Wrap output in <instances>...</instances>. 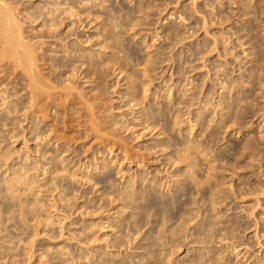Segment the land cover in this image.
Instances as JSON below:
<instances>
[{"label":"rangeland","instance_id":"1","mask_svg":"<svg viewBox=\"0 0 264 264\" xmlns=\"http://www.w3.org/2000/svg\"><path fill=\"white\" fill-rule=\"evenodd\" d=\"M48 1L52 6L57 4V7L60 8L64 5L63 8H65L69 7V4L76 9L79 7L78 1L81 0H69L72 5L67 0V2L61 0V4L57 3L60 0H52L54 3L56 2L53 3L54 5L51 0H24V4H32L35 8H38V6L48 7L51 6L46 3ZM99 1L97 0V2ZM258 1H260L259 4L263 6V9L256 16L254 13L244 15L241 3H234L233 0H143V3H140L141 0H103L100 5L93 8V14L90 16L85 14L86 17L83 15L87 24L86 30H88L86 36L92 38L85 45L93 49L97 56L100 52L103 53V50L105 51L100 57L98 56V60L100 64L103 63V67H107V57L118 51V49L112 47L104 49V45L111 41V39H107V35L109 34L108 31L113 29L112 24L114 23L111 22V19L115 16V22L119 23L118 29L120 32H114L113 38L117 40V44L120 45L122 50L119 54L120 60H124V63L122 61V66H124L121 67L122 69L116 67L111 69L109 66L110 70L107 67L108 74L105 86L107 88L103 97L102 95L98 97L99 100L93 101L92 99V95L95 96V93L98 92L97 88L93 89L94 81L77 80L80 82L79 85L77 84L80 87L78 89L83 91L84 95L82 96L85 98L80 96L81 98L76 99L75 107L72 103L68 105V108L63 107L61 113L59 112V116L58 113H55L56 108L53 107L50 117L44 118L41 115V118H36L37 122H40L38 124L39 129L43 127L42 131L45 132L47 129L46 135L49 134L54 139H51L53 141L45 145V149L48 150L49 154V156L46 155L47 159H45V156L40 159L41 155L38 154V156L36 153L38 150L34 151L35 147L43 144L42 140H39L41 137L37 138V134L35 133V136L33 134V132H39V129L33 131L34 124L29 125L30 123L26 121L22 123L25 126L23 130L25 131V128H27L28 134L22 132V126L20 128L17 124L15 129H20L15 132L18 136H16L18 139L16 140V137L12 135L14 134V126L12 125L13 127L10 126L11 128H9L8 125L5 126L6 121L1 120L5 123L4 125L2 123L5 128L0 125V142H2L0 143V150H2L0 154L7 151L12 153L10 150H15L14 154L17 155L16 157L12 154L9 158L11 161L9 159V161L0 160V167L2 165L0 168L1 185L5 183L4 176L8 178L11 173V170L8 171L7 169H14L13 167L16 166V170H19L17 168L20 164L19 168L21 169L26 162H23V158H21L24 151L29 150L31 157L40 160L39 162L43 167V164L47 165L46 167H51L53 166L50 163L52 162L51 157L54 154H57V156L60 154L58 151L62 150L63 142L68 146V149L70 148L69 153L64 152V155L61 153L57 158L61 162V157L63 158L66 155L64 157L66 163L62 162L61 165L68 163L71 174L69 173L68 176L63 175V180L59 175L61 181L59 188L61 190H56L54 194L56 197H59L61 193L66 198L70 196L68 199L64 197L62 201L64 203L56 209L57 211L51 207V212V210H48L47 205L51 206L53 203L48 200L52 199L51 195L53 193L47 190L49 188H45L53 185L54 177L58 176L61 171H58L60 173H57V175L54 173L57 170L56 167L52 168L50 174L46 173L48 175L39 171L40 177H38L40 180L38 179L37 186L33 187L34 184L32 185V191L36 194L31 193V191L28 193L33 195L31 196L25 192L26 196L24 198L29 196L30 200L28 198L26 200L31 203L27 205L26 210L29 205L33 206L35 202H37L38 211L42 210L38 212L34 206H31L34 209H30L31 214L29 209L27 210L29 213H27L28 217L26 218L23 215L25 212L22 211L23 216H20L21 213H19L23 205L21 208L17 207L18 200L15 202L17 203L16 206L14 202L11 203L13 199L10 195L8 196L9 193L5 191V187L2 186L3 190L0 185L3 195L1 197L4 198L6 193L10 197L9 199L5 197L4 200L0 197L2 203L0 207L5 204L3 208H0V211L4 214L0 212V264H13L11 263L12 260L17 262L15 264L20 262V264H105L104 262L106 264L112 262L128 264L126 261L131 263L135 260V257L138 261L141 255L145 256V253H149V251L153 253L155 248L159 251L162 250L161 253L159 252L160 255L156 252L158 250H155L157 254L154 252V256L152 254L146 256L147 258L153 256V258L147 260L144 257V263L141 260L138 264L141 262V264H160L158 259L160 260L164 253L166 255L163 257V262L160 260L162 264L167 261L172 264H192L194 261H196L195 264H264V1L251 0L250 2L259 5ZM89 2L91 1L89 0ZM29 4L27 7L30 6ZM80 6L83 5L80 4ZM106 23L107 25H105ZM73 25L70 24L64 27L65 29H61V33L70 31V28L71 30L72 28L76 29V25H74L75 28ZM40 29L43 28L39 24L34 30ZM30 30L31 28L27 29V31ZM70 38L74 41L76 34H73ZM54 47L55 44L52 48ZM47 53L56 56L64 55V53H53L52 50ZM67 54L68 52L62 57L66 59ZM155 55L158 56L153 58ZM150 57L157 62H150ZM146 67L148 71L144 73L143 70ZM46 71L48 70L44 69V72ZM2 79L4 81L0 80V89L7 88V85L11 84L12 86L14 84L20 85L15 74ZM134 80H137L140 84L137 89V93L140 92V97H147L142 105L135 107L132 100L134 97L131 94L135 90L131 86ZM144 81L146 85L143 83ZM10 87V92H13L15 89L11 90ZM144 87L149 90L144 92ZM116 90H120V93H116ZM23 92H20V94ZM169 93H172V96H169ZM12 94L11 97H14L15 95ZM88 95L92 99H90L91 102L97 103L93 109L96 113L94 111L92 113L91 110L88 111V108L83 105L86 101L83 103L81 101L82 98L83 101L87 99ZM57 102L59 101L53 102V106ZM149 104L156 110V113L165 110L166 118L160 120L157 125L151 124V126L148 122L145 124L142 119L136 118L138 116L137 110L140 107L146 111L150 110L148 108ZM97 106L100 107L99 110ZM239 108L247 111L241 116V119L236 114V110ZM84 109L86 110L84 111ZM103 110L108 115L109 120L114 121L113 123L105 121V113L102 114ZM5 113L6 115L12 114ZM15 113L17 116L13 115L15 117L13 119L18 117L21 121L22 114L19 112L17 114L16 111ZM89 114L91 117L94 116L95 120L99 118L100 128H97L98 131L92 129L90 120L93 118ZM202 117H205L204 122L196 124ZM55 119L60 124L56 123V125ZM117 120L120 123L115 125ZM45 123L47 124L45 125ZM148 125L153 129L147 127ZM102 127L103 129H101ZM8 128L12 132V137L7 134V132L9 133ZM6 129L7 132H5ZM96 132H100L99 135ZM3 133L4 136L6 134L10 136L4 138ZM21 133H25V138ZM111 134L113 137L110 136ZM56 138L58 141H56ZM118 138L120 139L118 140ZM37 139L38 143L35 141ZM24 141L27 142V145ZM188 142L191 143L190 145L193 144L192 146H199L198 150L195 147L191 149L194 162H197L198 165L194 164L193 176L191 175L192 169H189L190 167H187L185 162L179 161V163L177 161L180 153L178 150L186 146L185 144H188ZM25 145L26 147L29 145V148H26ZM200 146L203 148L201 147V149ZM6 148L8 149L5 150ZM56 148L60 149L56 150ZM76 149L79 151L76 152ZM193 150L196 152H193ZM18 152L21 153L18 154ZM53 152L55 153L53 154ZM128 154L131 156L129 157ZM43 158L49 164L43 162ZM19 160L21 161L20 164L18 163ZM12 161L14 164H12ZM2 162L8 163L7 166ZM106 162L108 165L104 166ZM41 165L42 169L40 170H43L44 168ZM97 166L98 169H96ZM210 166L215 167L211 168ZM208 167L214 171L208 170ZM186 171H188V174L190 173L189 177L185 175L187 174ZM107 173L110 177L106 176ZM43 174L48 179H45L46 176H42ZM85 176H87V179H85ZM93 176L104 179L106 177V180L95 184ZM141 176H146L147 179L151 178V181L158 178V183L143 181L140 179ZM89 177H92L91 181H89ZM195 179L202 183H195ZM186 183L189 185L187 189L185 188ZM103 184L109 185L108 188L110 189L105 188L106 186L104 187ZM128 184L133 186L132 189L149 187L152 191L154 190L155 194L161 196L172 197L176 195L180 198L182 196V200L179 204L172 203L173 209L171 206H169V209L166 208L167 210L164 208L165 211L161 210L160 204L158 205L160 209L157 205L151 206L149 209L145 206L144 209L142 208L143 210L141 207L132 209L131 204H125L126 202H124L125 206L121 203L123 200L119 199V194H117L120 192L116 191H120V186H123L122 190L125 189L124 186H128ZM41 186L44 189H41ZM66 186H70V190L72 189L70 193L69 191L65 193L64 189L69 190ZM104 188L106 191H104ZM262 189L263 191H261ZM178 190L179 192H177ZM3 192L5 193L3 194ZM183 192L186 195H182ZM41 193L42 197H40ZM160 195L157 197H160ZM22 196L21 198L24 199ZM32 197L34 200H32ZM8 200L11 202H8ZM65 200L69 203L66 204ZM64 205L67 208H64ZM127 205L131 207H127ZM14 206L17 207L15 210L20 208L15 211V216L14 209L10 210V216L12 212V217L15 218L14 220L17 219L16 221L12 217L9 219L8 213H5V210L7 212L8 209ZM105 207L108 209L105 210ZM46 209L48 210L47 213ZM32 210L34 214L35 210L41 216L36 215V213L33 218ZM49 211L51 214L48 213ZM139 211H143V213ZM184 212L187 216L184 215ZM189 212L194 213H191L194 218L191 217L192 215ZM120 213H122V216ZM163 213L166 222L162 218ZM140 214L141 217H144H142L143 220L139 219ZM47 216L49 218L52 216V219L55 217L50 220L52 223H47L49 221ZM58 216H66V219L60 222ZM39 219L41 220L39 221ZM45 219L48 221L46 222ZM150 220L154 223L151 222L150 224ZM111 222L113 225L108 227L107 224L109 225ZM99 223H105L103 225L106 226L100 229ZM151 227L156 230L152 228V231ZM159 230L161 235L164 234L165 237H163L164 235L162 237L157 236L160 235L158 234ZM60 231H63V233ZM86 233L92 237L89 240L92 239L93 243L92 240L89 241L86 237L84 239L83 236ZM121 239H124L125 242ZM120 240L124 244L121 243L122 246H117L118 243L120 245ZM86 243L92 244L94 248ZM149 244L151 247H155L154 250L152 248L148 252H144L147 251L145 247ZM107 245L109 247H106ZM88 249L90 251H87ZM100 249H103V251ZM105 250L106 252H104ZM93 251H96V253H93ZM103 253H105L103 259L105 260L108 256L107 258L110 260H103L102 262L100 258L104 256ZM29 254H32L33 257ZM28 255L31 256V260H28ZM120 255L122 258H119ZM127 255H133V257ZM155 255L160 257H155ZM89 256H92L91 259H89ZM124 256L127 258L125 259ZM156 258L158 262H155ZM86 259H89L88 262ZM24 260L27 262H24Z\"/></svg>","mask_w":264,"mask_h":264},{"label":"bare ground","instance_id":"2","mask_svg":"<svg viewBox=\"0 0 264 264\" xmlns=\"http://www.w3.org/2000/svg\"><path fill=\"white\" fill-rule=\"evenodd\" d=\"M52 1V0H51ZM54 1H56V0H54ZM59 1V0H58ZM66 1V0H65ZM68 1V3H71V2H69V0H67ZM66 1V2H67ZM85 1V2H84ZM91 2H89V0H81V1H78L79 2V9L78 8H74V6L72 5V3H71V5L72 6H70L68 3V6L69 7H65V8H63L64 7V5L63 6H60V8H59V6L57 7V4H55L53 1H52V4L55 6H52L51 5V3H49L50 1H48V2H46V3H49L51 6H48V7H44V6H38V8L36 7L35 8V6H33L32 4L30 5L29 3V7H27V5H25L24 4V0H0V80H3L2 78H4V77H8V76H11V75H13V74H15L16 76H17V79H18V83L20 84H18L19 86H20V88H18L19 86H17V84L15 85H13L12 86V84L11 85H7L8 87L7 88H2V89H0V122H1V120H4V121H6L5 123H6V125L5 126H7L8 125V127L9 128H11V127H13V133L15 134H12L13 135V137L15 136H17V134L15 133L16 132V130H18L19 131V129L21 128L20 126H22V132L24 131L23 129H24V125L22 124V123H24V121H26V122H29L30 124L29 125H31V124H34L35 126V128L33 129V131H37L38 129H39V127L40 126H38V124L40 123V122H37V120H36V118H41L40 116L42 115V117H44V118H48V117H50L51 116V114H52V109H53V107H55L56 108V114L59 116V114L61 113L60 111H62V108L64 107V108H68V105L69 104H73L74 105V107H75V104H76V99H78L80 96H82V95H84V93H83V91L82 90H80V89H78V88H80L78 85H79V83L80 82H78L77 80H82V79H84V81H86V82H90V81H94V86H93V89L94 88H97L98 90V92H97V94L95 93V96L94 95H92L93 96V101L94 100H99L98 99V97H100L101 95H102V97H103V94H105V90H106V88H105V86H106V77H107V70H108V68H109V70H110V67H111V69H112V67L114 68V67H116L117 69L119 68H121V67H123L122 66V61H123V63H124V60H120V54H119V52L120 51H122L121 50V48H120V45H118L117 44V40H115L114 38H113V35H115L114 34V32H120V30L118 29V26H119V23H116L115 22V16H113V18L111 19V22H113L114 24H112L113 25V29H111V30H109L108 31V35L107 34H105V35H107V39H111V41H109L106 45H104V49L106 48H108V47H112L113 49H118V51L116 52V53H113V54H111V55H109L108 57H107V61L106 62H108L106 65H107V67H103V63H101L102 64V66H101V64H100V62H99V60H98V56L100 57L105 51L103 50L102 52L103 53H101L100 52V54L97 56L96 55V52H94L93 51V49H91V48H89V46H87V45H85V44H87V42H89V41H91V39L92 38H90L91 36H86V33H87V31L88 30H86V28H87V24L85 23V18L84 17H86L85 16V14H87V15H91V14H93V8L94 7H97V5H100V2H102L101 0L99 1V2H97V0H90ZM109 1V0H108ZM135 1V0H134ZM249 0H247L246 2H245V0H233V2L234 3H238V4H240L241 3V6H243L242 7V10H243V14L244 15H248V14H250V13H254V15L256 16L258 13H260L261 11H262V7L263 6H261L260 4H259V2L260 1H258V4L259 5H257V3H251L250 1L248 2ZM261 1H264V0H261ZM31 3H32V1H30ZM57 3H60L61 4V0L59 1V2H57ZM90 3V4H89ZM140 3H143V0H141V2ZM63 4H64V2H63ZM66 4V3H65ZM74 4V3H73ZM80 4H82L83 6H80ZM46 5V4H45ZM59 5V4H58ZM66 6V5H65ZM77 6V5H76ZM102 6V5H101ZM104 6V5H103ZM141 6H143L142 4H141ZM34 7V9H32ZM57 7V8H56ZM61 8H63V9H61ZM98 8H99V6H98ZM101 8V7H100ZM136 8V7H135ZM142 8V7H141ZM216 8V7H215ZM32 9V10H31ZM78 9V10H77ZM143 9V8H142ZM141 9V10H142ZM122 10V9H121ZM124 10V9H123ZM197 10V9H196ZM83 15H84V17H83ZM96 15V14H95ZM122 15V14H121ZM97 16V15H96ZM121 17V16H120ZM127 17V16H126ZM183 17V16H182ZM109 18H111V17H109ZM121 19V18H120ZM110 20V19H109ZM124 20V19H123ZM206 21V20H205ZM249 21V20H248ZM223 22V21H222ZM41 25L42 26V28L43 29H40V30H37V31H35L34 29H35V27L37 26V25ZM70 24H74V25H76V29H73L72 28V30H71V28H70V31H67L66 33H61V29H65L64 27H67V26H69ZM262 24V23H261ZM73 25V26H74ZM105 25H107V23L105 24ZM111 25V26H112ZM121 26V25H120ZM204 26V25H203ZM207 27V26H206ZM29 28H31V30L30 31H27V29H29ZM74 28H75V26H74ZM77 28H78V30H77ZM81 28V30H79ZM132 29V28H131ZM111 32H113V33H111ZM73 34H76V38L74 39V41H72L73 39L72 38H70V36H72ZM104 34V33H103ZM117 36V35H116ZM93 37V36H92ZM99 37V36H98ZM215 37H216V35H215ZM255 37V36H254ZM247 38V37H246ZM105 39H106V37H105ZM179 39V38H178ZM120 41V40H119ZM118 41V42H119ZM177 41V40H176ZM241 41V40H240ZM252 41H253V39H252ZM251 42V41H250ZM95 43V42H94ZM216 43V42H215ZM244 43V42H243ZM55 44V47L54 48H52L53 47V45ZM123 44V43H122ZM175 44V43H174ZM252 44V43H251ZM94 45V44H93ZM126 45V44H125ZM206 45V44H205ZM216 45V44H215ZM254 46H256V45H254ZM51 48V49H50ZM95 49V48H94ZM102 49V48H101ZM262 49V48H261ZM41 52H40V51ZM50 50H52L53 51V53H64V55H65V53H67L68 52V57L66 58V59H64L62 56H64V55H59V56H56V55H52V54H48L47 52L48 51H50ZM170 50V49H169ZM258 50V49H257ZM107 51V50H106ZM131 51V50H130ZM148 51V50H147ZM213 51V50H212ZM114 52V51H113ZM127 52V51H126ZM255 52H256V50H255ZM258 54V53H257ZM264 54V53H263ZM106 55V54H105ZM122 55V54H121ZM130 56V55H129ZM150 56V55H149ZM156 56H158V55H155V56H153V58L154 57H156ZM66 57V56H65ZM206 57V56H205ZM128 58V57H127ZM148 58V57H147ZM151 58V60L149 59V61L150 62H157L155 59H152V57H150ZM121 59H123V58H121ZM131 60V59H130ZM205 60V59H204ZM126 61V60H125ZM148 62V61H147ZM127 63V62H126ZM146 63V62H145ZM229 63V62H228ZM118 64V65H117ZM105 65V64H104ZM42 66H44V67H42ZM110 66V67H109ZM118 66V67H117ZM147 66V65H146ZM145 67V66H144ZM154 68V67H153ZM204 68V67H203ZM44 69H46V70H48V71H46V72H44ZM122 69V68H121ZM125 69V68H124ZM154 70V69H153ZM209 70V69H208ZM122 71V70H121ZM120 71V72H121ZM147 71H148V69H147V67L143 70V72L144 73H147ZM109 72V71H108ZM253 74V73H252ZM251 75V74H250ZM147 79V78H146ZM151 79V78H150ZM194 80V79H193ZM4 81V80H3ZM16 82V81H15ZM17 83V82H16ZM142 83V82H141ZM144 84H145V81L143 82ZM164 83V82H163ZM195 83V82H194ZM8 84V83H7ZM78 84V85H77ZM131 84V83H130ZM119 85V84H118ZM139 83H138V81L137 80H134V82H133V85H131L132 87H133V89H135V90H133V93L131 92V94L133 95V101H134V104H133V106L135 107V106H137V105H142L144 102H145V98H147V97H145L144 96V98L143 97H140V92H138L137 93V89L139 88ZM146 85V84H145ZM151 85V84H150ZM2 86V85H1ZM9 86H11L10 88H11V90L12 89H15V90H13V92L11 91L10 92V89H9ZM236 86V85H235ZM110 87V86H109ZM108 87V88H109ZM252 87V86H251ZM7 89H9V90H7ZM119 89V88H118ZM186 89V88H185ZM149 89L148 88H146V87H144V92H147ZM204 90V89H203ZM22 91H24L23 93H21L20 94V92H22ZM195 91V90H194ZM116 93H120V90H116L115 91ZM187 92V91H186ZM13 93V94H12ZM15 93V94H14ZM168 93V92H167ZM11 94L12 95H15L14 97H17L16 99L12 96L11 97ZM170 95L169 96H172V93H169ZM131 95V96H132ZM89 96V95H88ZM263 96V95H262ZM11 97V98H10ZM83 98H85L84 96H82ZM87 97V96H86ZM158 97V96H157ZM195 97V96H194ZM8 98H10V99H8ZM12 98H14L12 101H9V100H11ZM81 98V97H80ZM82 98V99H83ZM193 98V97H192ZM207 98V97H206ZM81 99V101H82V103L83 102H85L83 105L85 106V108H88L87 110L89 111V110H91V112L92 111H94L93 109L95 108V106H96V104L97 103H94V102H91L90 101V96L87 98V99H85L84 101ZM91 99V100H92ZM59 101V102H57L56 103V105L55 106H53V102H56V101ZM221 102V101H220ZM151 103V102H150ZM193 103V102H192ZM55 104V103H54ZM112 105V104H111ZM178 105V104H177ZM2 106V107H1ZM83 106V107H84ZM149 107L148 108H150V110L149 111H146L144 108L143 109H141V107L137 110V113H138V116L136 117V118H140V119H142L143 120V123H145L146 124V122H148V124H152V125H157L158 123H159V121L160 120H164L166 117H165V110L164 111H159V113H156L155 111L156 110H154L153 109V107H152V105L151 104H149L148 105ZM229 106V105H228ZM73 107V108H74ZM78 107V106H77ZM246 107V106H245ZM248 107V106H247ZM97 108H98V106H97ZM100 108V107H99ZM99 108H98V110H99ZM145 108H147V107H145ZM147 108V109H148ZM160 108V107H159ZM164 109V108H163ZM191 109V108H190ZM76 110V109H75ZM86 109H84V111H85ZM136 110V109H135ZM15 111L17 112V114H18V112L20 113V114H22V118H21V121L19 120V118L18 117H16V119H13V118H15L13 115H16V113H15ZM5 112H7V114H9V113H12V114H10L11 116H13V117H11L10 115H6V113ZM22 112V113H21ZM60 112V113H59ZM90 112V113H91ZM95 112V111H94ZM98 112V111H97ZM178 112V111H177ZM236 114H237V116H239V118L241 119V116L243 115V114H245L247 111H243V110H240V108L238 109V110H236ZM13 113H15V114H13ZM73 113H75V112H73ZM89 113V112H88ZM93 113V112H92ZM91 113V114H92ZM96 113V112H95ZM104 110H103V115H104ZM229 113H231V112H229ZM5 114V115H4ZM19 114V115H20ZM87 114V113H86ZM95 115V114H94ZM101 115V114H100ZM167 115V114H166ZM17 116V115H16ZM53 116V115H52ZM80 116V115H79ZM89 116H90V114H89ZM97 116V115H96ZM105 117V121H107L108 123H111L112 121L111 120H109V118H108V115L105 113V115H104ZM201 116V115H200ZM21 117V116H20ZM91 117V116H90ZM94 117V116H93ZM93 117H91V118H93ZM100 117H102V116H100ZM43 118V119H44ZM90 118V119H91ZM97 118V117H96ZM108 118V119H107ZM111 118V117H110ZM205 118V117H204ZM204 118L202 117L201 118V120H198V122H196V124L197 123H199V124H202L203 122H204ZM238 118V117H237ZM58 119V118H57ZM74 119V118H73ZM115 119V118H114ZM175 119H176V117H175ZM17 122H16V121ZM56 120V119H55ZM98 120V121H97ZM97 120H95L94 118L93 119H91L90 120V122H91V127H92V129L93 130H96L98 127L100 128V126H99V118H97ZM177 120V119H176ZM191 120V119H190ZM189 120V121H190ZM59 121V120H58ZM70 121V120H69ZM86 121V120H85ZM179 121V120H178ZM177 121V122H178ZM235 121V120H234ZM100 122H101V120H100ZM114 122V121H113ZM112 122V123H113ZM2 123H3V125L5 124L4 122H1L0 123V125H2ZM42 123V122H41ZM57 123V120L55 121V124ZM63 123V122H62ZM68 123V122H67ZM118 123H120V121L118 122V120L115 122V125H118ZM142 123V124H143ZM193 123V122H192ZM9 124H11V125H9ZM18 124V125H17ZM47 123H45V125H46ZM57 124H60V123H57ZM56 124V125H57ZM69 124V123H68ZM123 124H124V122H123ZM141 124V123H140ZM178 124V123H177ZM3 125L1 126L2 128H5V127H3ZM13 125V126H12ZM19 126L20 128H18V129H15V128H17V126ZM53 125V124H52ZM102 125V124H101ZM104 125V124H103ZM114 124H113V126H115ZM150 125H148L147 127H150ZM151 125V126H152ZM195 125V124H194ZM11 126V127H10ZM48 126V125H47ZM90 126V125H89ZM128 126V125H127ZM193 126V125H192ZM0 127V128H1ZM45 127V126H44ZM67 127V126H66ZM71 127V126H70ZM90 127V128H91ZM153 127H156V126H153ZM7 128V127H6ZM8 128V130H9V133L7 132V129H6V131L5 132H7V134H10L11 135V130ZM105 128V127H104ZM107 128V127H106ZM151 129H153L152 127H150ZM163 128V127H162ZM26 130H27V128H25ZM42 129H43V127H41L40 129H39V132H33V134H34V136H35V133L37 134V138H40L41 137V139H39V140H42V142H43V144L42 145H39V147H35V152H36V149L38 150L36 153H37V155L38 154H40L41 156H40V159H41V157L42 156H45V159H47V157H46V155L47 156H49V154H48V150L46 151V149H45V145H47L50 141H51V139H53V138H51L50 136L51 135H46L47 133V129H46V132L45 131H42ZM53 129V128H52ZM56 129V128H55ZM91 129V130H92ZM101 129H103V127L101 128ZM1 130V129H0ZM5 130V129H4ZM24 131L25 133H27V131ZM70 130V129H69ZM72 130V129H71ZM193 130V129H192ZM31 131V130H30ZM29 131V132H30ZM49 131V130H48ZM54 131H56V130H54ZM96 131H98V129L96 130ZM104 131V130H103ZM3 132V131H2ZM95 132V131H94ZM110 132H111V130H110ZM0 133H1V131H0ZM18 133V132H17ZM24 133V134H25ZM45 133V134H44ZM98 135H99V133L98 132H96ZM95 133V134H96ZM109 133V132H108ZM5 135V136H8V135ZM20 134V133H19ZM18 134V135H19ZM21 134H23V133H21ZM23 134V136H24V138H25V135ZM28 134V133H27ZM112 134H114L113 132H112ZM112 134L110 135V136H112ZM9 135V136H10ZM12 135L10 136V137H12ZM38 135H40V136H38ZM107 135V134H106ZM115 135V134H114ZM3 136H4V133H3ZM2 136V137H3ZM5 136H4V138H5ZM8 136V137H9ZM22 136V137H23ZM56 136H57V134H56ZM79 136V135H78ZM95 136V135H94ZM109 136V137H110ZM8 137H7V139H8ZM18 137V136H17ZM17 137H16V140H18L17 139ZM33 137V136H32ZM97 137V136H96ZM113 137V136H112ZM62 138H63V136H62ZM75 138V137H74ZM104 138V137H103ZM0 139H1V136H0ZM10 139H12V138H10ZM9 139V140H10ZM27 139V138H26ZM26 139H24V140H26ZM36 139V138H35ZM58 139H59V137H58ZM72 139V138H71ZM100 139V138H99ZM105 139V138H104ZM114 139V138H113ZM120 138H118V140H119ZM3 140V139H2ZM27 140H29V139H27ZM54 140V139H53ZM52 140V141H53ZM103 140V139H102ZM102 140H101V142H102ZM116 140V139H115ZM35 141H37V143H38V139L37 140H35ZM51 141V142H52ZM56 141H58L57 140V138H56ZM56 141H54V142H56ZM65 141V140H64ZM66 141H67V138H66ZM73 141V140H72ZM124 141V140H123ZM123 141H121V142H123ZM197 141V140H196ZM25 142V144L27 143L26 141H24ZM29 142V141H28ZM100 142V141H99ZM117 142V141H116ZM199 142V141H198ZM0 143H2V142H0ZM12 143V142H11ZM41 143V142H40ZM39 143V144H40ZM128 143V142H127ZM126 143V144H127ZM189 144V145H188ZM188 144H185L186 146H183L182 148H180L179 150H178V152H180L179 154H178V157H177V161L179 162V161H182V162H185L186 163V166L187 167H190L189 169H192L191 170V172L192 171H194V169L195 168H193V167H195L194 166V164H196L197 162H194V159H193V156H192V154H191V149L193 148V147H195V146H192V145H190L191 143H189L188 142ZM27 145V144H26ZM26 145H25V147H26ZM68 145H70L69 143H68ZM128 145V144H127ZM260 145V144H259ZM62 146H63V148H62V150L60 149V148H56V150H58V149H60L58 152L61 154V153H63V155L65 154L64 152H68L69 150H70V148L68 149L67 147L68 146H66L65 144H64V142L62 143ZM130 146V145H129ZM179 146V145H178ZM73 147V146H72ZM126 147V146H125ZM199 147V146H198ZM198 147H195V148H197L196 150H198L199 148ZM202 146H200V148H201ZM9 148V147H8ZM8 148H6L5 150H7ZM26 148H29V145H28V147H26ZM46 148H47V146H46ZM127 148V147H126ZM203 148V147H202ZM201 148V149H202ZM1 149V148H0ZM25 149V148H24ZM45 151H44V150ZM158 149V148H157ZM201 149H200V151H201ZM9 150H10V148H9ZM31 150V149H30ZM77 150V149H76ZM88 150V149H87ZM90 150V149H89ZM129 150V149H128ZM209 150V149H208ZM0 151H2V150H0ZM24 151V150H23ZM32 151V150H31ZM55 151V150H54ZM79 150H77L76 152H78ZM132 151H133V149H132ZM144 151V150H143ZM10 152H12V153H9V151H7V152H5V153H1L0 154V160H2V161H6V160H8L10 157H11V155L12 154H14V152H15V150L14 151H12V150H10ZM17 152V151H16ZM25 152V153H24ZM21 155H22V157L21 158H23V162L24 161H26L23 165H22V167H21V169L19 168L20 166H21V164H20V160H19V164H20V166L17 168V169H19V170H16V166L15 167H13L12 165H11V167H13L14 169H10L9 167V169H7L8 171L9 170H11V173H10V175H9V177L8 178H6V176H4V178H5V183L3 182L4 181V179H3V183H4V185L2 184L1 185V183H0V185H1V187L3 186V187H5V191L7 192V193H9L8 194V196L10 195V197H11V199H13L12 200V202L10 201V200H8V202L10 201L11 203H13L14 202V204H15V206H16V204L18 203V205H20V206H18L17 205V207H22V205H23V207H24V209H23V207H22V209H20V208H18V209H20L19 211V213H21V215L20 216H25V218L26 217H28V214L27 213H29V211H30V214H31V208L34 206V208H35V210L37 209V211H38V206H37V202H35L34 203V201H32L34 204H33V206L31 207L30 205H29V207L27 208V210L29 209V211H27L26 210V207H27V205L30 203H28V200H26L29 196H27V198H24L25 196H26V194H25V192L28 194V193H30L31 191H32V189H33V187H35V185L37 186V183L39 182L38 181V179H39V174L40 173H44V174H46V173H49V172H51L52 171V168L53 167H56V172H54V173H56V175H57V173H60V172H58V171H61V173L60 174H58V176H56V177H54L55 179V181H53L52 183H53V185L50 187H46L45 189H47V188H49V189H47L48 191H50V193L52 192L53 194L51 195L52 196V199H48V200H51V202H53L52 204H51V202H50V204H51V206H48L47 205V207H49V209L48 210H51L50 208L52 207V209L54 208L55 210L56 209H58V207L60 208L63 204L62 203H64V202H62L63 200H64V197L66 198V196H64V194H62L61 193V195L60 196H62V197H56V195L54 194L55 192H56V190H58V189H60L61 190V188H59L60 187V185H61V181H60V178H62V180H63V175L64 176H68V174L70 173V171H69V165H68V163L66 164V165H61V163L62 162H64V163H66L65 162V156H63V158L61 157V162L58 160V156L60 155V154H58V156H57V154L55 155L54 153L56 152H53V156L51 157V161L52 162H50L53 166H51V167H46L47 165H45V164H43L44 165V167L40 164V160H37V159H33V157H31V152L28 150V151H24ZM33 152V151H32ZM72 152V151H71ZM73 152H75V150H73ZM75 152V153H76ZM193 152H196V151H194L193 150ZM204 152V151H203ZM19 153H21V152H18V154ZM50 153V152H49ZM69 153V152H68ZM132 153V152H131ZM52 154V153H51ZM51 154H50V156H51ZM71 154V153H70ZM73 154V153H72ZM145 154V153H144ZM15 155V154H14ZM13 155V156H14ZM20 155V156H21ZM33 155V154H32ZM35 155V154H34ZM33 155V156H34ZM36 155V156H37ZM77 155H78V153H77ZM86 155V154H85ZM129 155V154H128ZM16 157H17V155H15ZM14 156V157H15ZM39 156V155H38ZM79 156V155H78ZM131 155H129V157H130ZM95 157V156H94ZM147 157V156H146ZM12 159H14V158H12ZM20 159V158H19ZM33 159V160H32ZM45 159L43 158L42 160H43V162L45 161ZM96 159V158H95ZM210 159V158H209ZM10 160V159H9ZM8 160V161H9ZM22 160V159H21ZM66 160H67V158H66ZM74 160V159H73ZM105 160V159H104ZM7 161V162H8ZM11 161V160H10ZM15 161H16V159H15ZM70 161V160H69ZM68 161V162H69ZM146 161V160H145ZM212 161V160H211ZM6 162V163H7ZM13 162V161H12ZM22 162V163H23ZM42 162V161H41ZM46 163H47V160L45 161ZM1 163V162H0ZM2 163H4L5 164V162H2ZM180 163V162H179ZM3 164V165H4ZM8 164V163H7ZM7 164H5L6 166H7ZM12 164H14V162L12 163ZM16 164V163H15ZM44 168L43 170H40V169H42L41 167H40V165ZM47 164H49V162L47 163ZM209 164V163H208ZM212 164V163H211ZM210 164V165H211ZM10 165V164H9ZM8 165V166H9ZM17 165V164H16ZM95 165H96V162H95ZM102 166H103V164H101ZM108 165V163L106 162V163H104V166H107ZM197 165V164H196ZM50 166V165H49ZM99 166H100V164H99ZM101 166V167H102ZM103 166V167H104ZM198 166V165H197ZM1 167H2V165H1ZM0 167V168H1ZM46 167V168H45ZM102 167V168H103ZM211 168L213 167V166H210ZM210 167H208L209 169L208 170H212V169H210ZM215 167V166H214ZM213 167V168H214ZM6 168V167H5ZM99 167L97 166V168L96 169H98ZM187 169V168H186ZM2 170H4V168H2ZM54 170V169H53ZM7 171V172H8ZM39 171H40V173H39ZM214 170H212V172H213ZM5 172V171H4ZM185 172V171H184ZM188 171H186V173H187ZM189 172H190V170H189ZM190 172V173H191ZM196 172V171H195ZM6 173V172H5ZM139 173H141V172H139ZM183 173V172H182ZM190 173L188 174H185L186 176H190ZM209 173V172H208ZM9 174V173H8ZM42 175V176H46V175H48V174H46V175ZM50 174V173H49ZM71 174V173H70ZM93 174V173H92ZM193 174V172L191 173V175ZM59 175H61V177L59 176ZM74 175V174H73ZM94 175V174H93ZM109 174L107 173V175L106 176H108ZM177 175V174H176ZM39 176V177H38ZM171 176V175H170ZM188 176V177H189ZM193 176V175H192ZM60 177V178H59ZM73 177V176H72ZM108 177H110V176H108ZM161 177V176H160ZM187 177V178H188ZM211 177V176H210ZM43 178V177H42ZM41 178V179H42ZM75 178V177H74ZM90 178V177H89ZM155 178V177H154ZM45 179H48L47 178V176L45 177ZM76 179V178H75ZM85 179H87V176H85ZM108 179V178H107ZM140 179H142L143 181H145V180H147L148 182H155V183H158V178L157 179H153L152 181H151V178L149 179H147V177L146 176H141L140 177ZM180 179V178H179ZM1 180V179H0ZM40 180V179H39ZM53 180V179H52ZM89 180V179H88ZM92 180V177L90 178V180L89 181H91ZM93 180H94V183L96 184V183H100L101 181H105L106 180V177H105V179L104 178H98V177H94L93 176ZM191 180V179H190ZM196 180V179H195ZM46 181V180H45ZM176 181H178V180H176ZM194 181V180H193ZM197 181V182H196ZM196 181H194L195 183H199L200 181H198V179L196 180ZM203 181V180H202ZM51 182V181H50ZM107 182V181H106ZM36 183V184H35ZM93 183V182H92ZM166 183V182H165ZM200 183H202V182H200ZM34 184V185H33ZM64 184V183H63ZM163 184V183H162ZM162 184H160V185H162ZM32 185H33V187H32ZM47 185V184H46ZM104 185V184H103ZM118 185V184H117ZM116 185V186H117ZM133 185V184H132ZM196 185V184H195ZM38 186H39V184H38ZM64 186V185H63ZM63 186H62V189H63ZM106 186V187H105ZM186 187V189L188 188V184L186 183V185H185ZM198 186V185H197ZM202 186V185H201ZM221 186V185H220ZM0 187V188H1ZM3 187H2V189H3ZM42 188L41 189H44L43 188V186H41ZM69 190H66V189H64L65 190V193H68V191H69V193H70V191H72V189L70 190V186L68 187V186H66ZM65 187V188H66ZM104 187L105 188H108L109 187V185L107 186V184H105L104 185ZM112 187V186H111ZM115 187V186H114ZM122 187L123 186H120V191L119 190H116V191H118V192H120V193H117V194H119V199L121 198L123 201L121 202V203H123V205H125V204H131V206H132V209H134V207H135V209H137V207H138V209H139V207H141V209L143 208V207H145V206H147L146 208L147 209H149V208H151V206H155V205H159L160 204V206L163 208H161V210L163 211L164 210V208L166 209H169V206H171L172 205V203H177V204H179L180 202H181V200H182V196H181V198L179 197V196H172V197H167V196H165V195H163V196H161L160 194V197H157V196H159L157 193V196H156V194L151 190V188H149V187H142V188H140V189H136V188H134V189H132L133 188V186H131L130 184H128V186L127 185H125L124 186V188L125 189H123L122 190ZM223 187V186H222ZM40 188V187H39ZM105 188H104V191H106L105 190ZM113 188V187H112ZM118 188V187H117ZM225 188V187H224ZM29 189V191H27ZM40 189V190H41ZM108 189H110V188H108ZM4 190V189H3ZM2 190V191H3ZM39 190V191H40ZM47 190H45V192H47ZM60 190H58V191H60ZM63 190V191H64ZM76 190V189H75ZM199 190V189H198ZM110 191V190H109ZM114 191V190H113ZM261 191H263V189L261 190ZM42 192V191H41ZM177 192H179V190L177 191ZM255 192V191H254ZM0 197L1 196H3L2 195V192H1V189H0ZM5 192H3V194H4ZM7 193L6 194H4L5 196H4V198L6 197H8L7 196ZM31 193H34V191H32ZM59 193V192H58ZM74 193V192H73ZM174 193V192H173ZM258 193V192H257ZM25 194V195H24ZM34 194H36V193H34ZM38 194V193H37ZM49 194V193H48ZM75 194V193H74ZM73 194V195H74ZM84 194V193H83ZM175 194V193H174ZM179 194V193H178ZM183 194H185L184 192L182 193V195ZM22 195H24V196H22ZM28 195H31V194H28ZM39 195H40V193H39ZM50 195V194H49ZM67 195H69V194H67ZM85 195V194H84ZM106 195V194H105ZM186 195V194H185ZM193 195V194H192ZM21 196L25 199H22L21 198ZM31 196H33V195H31ZM70 196V195H69ZM69 196H68V198H69ZM77 196V195H76ZM82 196V195H81ZM220 196V195H219ZM10 197H8V199L10 198ZM37 197V196H36ZM39 197V196H38ZM40 197H42V193H41V196ZM80 197V196H79ZM117 197V196H116ZM3 197H1V199H2ZM4 198H3V200H4ZM19 198V199H18ZM33 198V197H32ZM34 198H35V195H34ZM34 198L32 199V200H34ZM68 198H66V199H68ZM218 198V197H217ZM0 199V200H1ZM29 199V198H28ZM118 199V198H117ZM194 199V198H193ZM17 200H18V202H17ZM21 201V203H20V201ZM30 200V199H29ZM37 200H40V199H37ZM70 200V199H69ZM112 200V199H111ZM113 200H114V198H113ZM35 201H36V199H35ZM41 201V200H40ZM68 201V200H67ZM106 201V200H105ZM115 201H116V199H115ZM225 201V200H224ZM3 202V201H2ZM15 202H17V203H15ZM124 202H126L125 204H124ZM20 203V204H19ZM39 203H42V202H39ZM38 203V204H39ZM65 203L67 204V203H69V202H66V200H65ZM212 203H214V202H212ZM0 204H2L1 203V201H0ZM31 204V203H30ZM44 204V203H43ZM4 206H5V204H3ZM2 205V206H3ZM6 205H7V202H6ZM40 205H42V204H40ZM39 205V206H40ZM181 205V204H180ZM180 205H178L179 207H180ZM3 206V207H4ZM15 206L13 207V208H11V209H8L7 210V212H6V210H5V213L7 214L8 213V218L9 219H11V217H12V212H11V216H10V210L12 211V209H14V216H15V211H18V209L17 210H15L16 208H15ZM37 208H36V207ZM43 206V205H42ZM55 206V207H54ZM68 206V205H67ZM101 206H103V205H101ZM108 206V205H107ZM126 206V205H125ZM124 206V207H125ZM131 207L130 205H127V207ZM150 206V207H149ZM156 206V207H157ZM160 206H158V208L160 207ZM175 206V205H174ZM197 206V205H196ZM3 207H0V208H3ZM44 207H45V204H44ZM64 208H67V207H65V205L63 206ZM74 207V206H73ZM104 207V206H103ZM112 207V206H111ZM172 207V206H171ZM170 207V208H171ZM6 208V207H5ZM4 208V209H5ZM7 208H8V206H7ZM6 208V209H7ZM34 208H32V209H34ZM79 208V207H78ZM3 209V210H4ZM105 210L106 209H108V208H104ZM144 209V208H143ZM142 209V210H143ZM147 209H145V210H147ZM160 209V208H159ZM166 209V210H167ZM172 209H173V207H172ZM172 209H170V210H172ZM175 209V208H174ZM1 210V209H0ZM24 210H26V211H24ZM34 210V212H35V214L37 213L36 211ZM42 210V209H41ZM40 210V211H41ZM47 209H46V213H47V211H48ZM60 210V209H59ZM58 210V211H59ZM66 210V209H65ZM178 210H179V208H178ZM186 210V209H185ZM192 210H194V209H192ZM9 211V212H8ZM25 212L24 214H23V212ZM40 211H38V212H40ZM57 211V210H56ZM62 211V210H61ZM63 211H64V209H63ZM165 211V210H164ZM0 212H2V211H0ZM51 212H52V210H51ZM51 212L49 211L48 213H50L51 214ZM55 212V211H54ZM119 212V211H118ZM140 213H143V211H139ZM186 212V211H185ZM185 212H184V215H186L185 214ZM188 212V211H187ZM19 213H18V215H19ZM32 213H33V210H32ZM109 213V212H108ZM159 213V212H158ZM165 213H167V212H165ZM190 213V215H192V214H194V213H192V212H189ZM188 213V214H189ZM192 213V214H191ZM2 214H3V212H2ZM23 214V215H22ZM34 213H33V218H34V216H36V215H38V216H41L39 213H37L36 215H35ZM57 214V213H56ZM62 214V213H61ZM63 214H64V212H63ZM62 214V215H63ZM72 214V213H71ZM82 214V213H81ZM121 214V216H122V213H120ZM124 214V213H123ZM197 214H198V212H197ZM4 215V214H3ZM49 215V214H48ZM58 215V214H57ZM66 215V214H65ZM124 215H126V214H124ZM143 215V214H142ZM163 216H162V218H164V213L162 214ZM183 215V216H184ZM190 215H189V217H190ZM251 215V214H250ZM17 216V215H16ZM66 216H68V215H66ZM66 216H58V217H60L59 218V220L58 221H60V222H62L63 220H65L66 219ZM183 216H182V218H183ZM187 216V215H186ZM186 216H184L185 218H186ZM195 216V215H194ZM48 217V216H47ZM54 217V216H53ZM57 217V216H56ZM70 217V216H69ZM140 217H141V214H140ZM139 217V219H142V217L140 218ZM151 217V216H150ZM191 217H193V215L191 216ZM199 217V216H198ZM219 217V216H218ZM253 217H255V216H253ZM7 218V219H8ZM31 219H32V217H30ZM49 218V217H48ZM47 218V219H48ZM55 218V217H54ZM53 218V219H54ZM144 218V217H143ZM171 218V217H170ZM184 218V219H185ZM188 218V217H187ZM194 218V217H193ZM206 218V217H205ZM12 219L14 220L15 218L14 217H12ZM28 219V218H27ZM30 219V220H31ZM47 219H45L46 220V222L47 223H49V222H51L52 223V221H50V220H53L52 219V216L47 220ZM58 219V218H57ZM123 219V218H122ZM168 219V218H167ZM172 219V218H171ZM195 219H196V217H195ZM198 219V218H197ZM17 220V219H16ZM16 220H14V221H16ZM35 220H36V218H35ZM41 219H39V221H40ZM143 220V219H142ZM142 220H141V222H142ZM155 220V219H154ZM158 220V219H157ZM164 220V222H166L165 221V218L163 219ZM187 220V219H186ZM188 220H190V219H188ZM192 220V219H191ZM190 220V221H191ZM42 221H43V219H42ZM185 221V220H184ZM2 222V221H1ZM4 222V221H3ZM2 222V223H3ZM6 222V221H5ZM38 222V221H37ZM135 222H137V221H135ZM151 220L149 221V223L151 224ZM157 222V221H156ZM155 222V223H156ZM161 222H162V220H161ZM163 222V223H164ZM186 222H188V221H186ZM258 222V221H257ZM59 223V222H58ZM138 224H140L139 222H137ZM143 223V222H142ZM152 223H154V222H152ZM103 224H105V223H103ZM102 223H99L98 225L100 226V229L102 228H104L105 226L103 225ZM144 224V223H143ZM142 224V225H143ZM189 224V223H188ZM34 225H35V223H34ZM36 225H37V223H36ZM94 225V224H93ZM97 225V224H96ZM113 224H112V222L108 225L107 224V226L109 227H111ZM114 225H115V222H114ZM141 225V224H140ZM163 225V224H162ZM182 225V224H181ZM165 226V225H164ZM188 226V225H187ZM258 226V225H257ZM167 227V226H166ZM230 227V226H229ZM152 228H154V227H151L150 229H152ZM62 229H63V227H62ZM187 229V228H186ZM154 230H156L155 228H154ZM152 231H153V229H152ZM160 231V230H159ZM158 231V234H160V235H157V236H159V237H162V235H164V234H162L161 235V231L159 232ZM61 233H63V231H60ZM148 232V231H147ZM129 232H127V234H128ZM162 233H164V232H162ZM85 234V233H84ZM62 235V234H61ZM128 235H130V234H128ZM83 236V235H82ZM168 236H169V234H168ZM84 237V239H86V238H88V240H89V238H92V237H90V235L88 236V234L86 233V235H84L83 236ZM86 237V238H85ZM120 237V236H119ZM118 237V238H119ZM123 237V236H122ZM163 237H165V235L163 236ZM118 238H116V239H118ZM120 239V238H119ZM119 239H118V241H119ZM90 240H92V239H90ZM89 240V241H90ZM121 240H123L124 241V239H121ZM120 240V245H118L117 244V246H122V244H124V242L123 241H121ZM117 242V241H116ZM91 243V242H90ZM90 243H86V244H88L89 246L91 245L92 246V244H90ZM92 243H93V240H92ZM108 243H109V241H108ZM122 243V244H121ZM165 243V242H164ZM107 244V243H106ZM110 244V243H109ZM115 244V243H114ZM147 244H148V242H147ZM145 245H146V243H145ZM150 245V244H149ZM149 245L147 246V247H149ZM171 245V244H170ZM112 246H113V244H112ZM153 246H154V244H153ZM163 246H164V244H163ZM2 247H3V245H2ZM93 247V246H92ZM106 247H109V245H107ZM147 247H145L146 248V250L147 251H144V252H148V250H150V249H152L153 247H151V245H150V247L147 249ZM170 247V246H169ZM172 247V246H171ZM170 247V248H171ZM94 248V247H93ZM113 248V247H112ZM142 248L144 249V245H143V243H142ZM155 248V247H154ZM154 248L152 249V250H154ZM162 248V247H161ZM164 248V247H163ZM168 248V247H167ZM235 248V247H234ZM90 250H91V248H90ZM89 249L87 250V251H90ZM94 250H96V249H94ZM101 250V249H100ZM155 250H158V249H156L155 248ZM155 250H154V252H155ZM97 251V250H96ZM96 251L94 252L93 251V253H96ZM101 251H103V249L101 250ZM160 251L162 252V250L160 249ZM159 250L158 251H156V252H160ZM104 252H106V250L104 251ZM153 252V251H152ZM153 252V253H154ZM155 252V253H156ZM160 252V253H161ZM9 253V252H8ZM8 253H7V256H8ZM86 252L84 251V254H85ZM93 253H92V255H93ZM98 253V252H97ZM101 253V252H100ZM99 253V254H100ZM108 253V252H107ZM153 253H151L150 251H149V253H145L146 255L145 256H142L141 255V253H139L140 255H141V257H140V259H138V261L136 260V257H135V263L137 262V264H138V262L139 261H141L142 260V262L144 261V257H146V256H148V254H152L153 256H154V254ZM160 253L158 254V255H160ZM164 253V252H163ZM168 253V252H167ZM199 253V252H198ZM33 254V253H32ZM32 254H29V255H32ZM91 254V253H90ZM89 254V255H90ZM109 254V253H108ZM157 254V253H156ZM9 255H10V253H9ZM12 255V254H11ZM28 255V260H31L30 258H31V256H29ZM104 255V256H103ZM103 257L102 258H100L101 260H102V262H103V258L105 257V253H103ZM151 255V256H152ZM158 255L156 256L155 255V257H158ZM164 255H166L165 253H164ZM164 255L162 256V257H160L161 259V261L163 262V257H164ZM168 256H169V254H167ZM14 256V255H13ZM36 256V255H35ZM94 256V255H93ZM96 256V255H95ZM98 256V255H97ZM100 256V255H99ZM112 256V255H111ZM111 256H110V258H111ZM127 256H130V255H127ZM153 256L152 257H150L149 256V258H147L146 257V259L148 260H150V258H153ZM167 256V257H168ZM10 257V256H9ZM32 257H33V255H32ZM87 257V256H86ZM90 257V256H89ZM92 257V256H91ZM91 257L89 258V259H91ZM108 256H106V259L105 260H110L109 258H107ZM113 257V256H112ZM117 257V256H116ZM115 257V258H116ZM125 257V256H124ZM130 257H133V255L132 256H130ZM143 257V258H142ZM158 257V258H159ZM166 257V256H165ZM216 257V256H215ZM58 258H59V256H58ZM118 258V257H117ZM119 258H122V256L120 255V257ZM127 257H125V259H126ZM129 258V257H128ZM142 258V259H141ZM170 258V257H169ZM172 258V257H171ZM170 258V259H171ZM62 259V258H61ZM89 259H86V261L88 262V260ZM93 259V258H92ZM112 259H114V258H112ZM130 259V258H129ZM165 259V258H164ZM167 260H168V258H166ZM219 259V258H218ZM35 260V259H34ZM94 260H95V258H94ZM104 260V261H105ZM123 260H124V258H123ZM159 259H158V261H159V263L160 264H162V262L160 261ZM11 261V260H10ZM26 260H24V262H25ZM63 261V260H62ZM93 261V260H92ZM91 261V262H92ZM100 261V260H99ZM117 261H118V259H117ZM131 261H133L132 259H131ZM133 261V262H134ZM146 261V260H145ZM157 261V258H156V260H155V262ZM157 261V262H158ZM166 261V260H165ZM18 262H20V260H18ZM27 262V261H26ZM29 262V261H28ZM90 262V261H89ZM94 262V261H93ZM126 262H128V264L130 263V261H126ZM133 262H131L130 264H135V263H133ZM141 262V263H142ZM148 262V261H147ZM195 262L196 261H194V263L192 262V264H195ZM215 262V261H214ZM9 263V262H8ZM11 263H13V264H15V263H17V262H14V260H12V262ZM21 263V262H20ZM19 263V264H20ZM105 264H106V262H104ZM122 263V262H121ZM120 262L118 263V262H112V263H109V264H121ZM125 263V262H124ZM140 263V264H141ZM144 263V262H143ZM172 264V263H169L168 261L167 262H164L163 264ZM200 263V262H199ZM213 263V262H212ZM22 264H25V263H22ZM90 264H92V263H90ZM102 264V263H101ZM123 264V263H122ZM196 264H198V263H196Z\"/></svg>","mask_w":264,"mask_h":264}]
</instances>
